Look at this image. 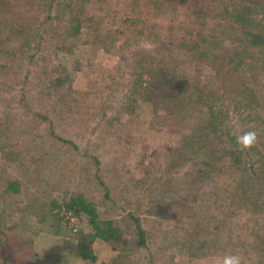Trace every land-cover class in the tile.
Segmentation results:
<instances>
[{
  "label": "trees",
  "instance_id": "1",
  "mask_svg": "<svg viewBox=\"0 0 264 264\" xmlns=\"http://www.w3.org/2000/svg\"><path fill=\"white\" fill-rule=\"evenodd\" d=\"M103 1L0 8V196L20 194L36 211L40 196L26 181H40L47 196L78 155L104 196L72 188L46 205L62 218L63 207L87 216L92 232L79 246L82 259H95L92 242L100 238L113 249L109 264H176L173 246L199 256L237 249L245 264H264V0H146L178 10L189 23H177L179 36L142 16L124 15L123 26H111ZM91 47L118 61L99 107L85 109L74 71L88 63ZM65 51L79 54L73 70L52 75L53 57ZM155 67L163 71L161 88L152 86ZM141 100L158 114L148 122L169 120L167 128H145L170 134L155 145L147 183L115 161L128 141L146 140L138 134L147 121ZM248 130L258 141L239 151L236 136ZM111 181L119 194L111 195ZM201 202L209 207L204 216H185ZM173 207L186 214L168 227L163 217ZM149 216L159 225L155 238L142 223ZM38 256L19 224L0 218V264H41Z\"/></svg>",
  "mask_w": 264,
  "mask_h": 264
},
{
  "label": "rangeland",
  "instance_id": "2",
  "mask_svg": "<svg viewBox=\"0 0 264 264\" xmlns=\"http://www.w3.org/2000/svg\"><path fill=\"white\" fill-rule=\"evenodd\" d=\"M34 0H0V8L13 10L16 6H26L32 3ZM146 0H105L99 8L102 13L107 15L109 19L114 21L110 25H117L118 28L123 26L122 19L124 15L127 16H142L155 22L160 27L163 26V31L169 34L179 36L182 31L177 27V23L188 26L189 23L183 20L178 10L173 9L170 5H162L155 9V7L149 4L146 5ZM10 13V12H9ZM114 16V17H113ZM122 17V19H121ZM173 27L174 30H171ZM121 34L116 33L110 37L109 44L111 51H114L116 44L120 41ZM80 46V45H78ZM114 47V48H113ZM87 54L90 56L88 63H83L79 70H75L74 86L76 88V97L78 104L85 108H98L102 99L108 92L107 83L109 82L108 75L113 71L114 64L118 61L115 54L112 53H97L96 47L89 48ZM67 50V49H66ZM254 54L259 55L261 51L258 48H254ZM78 53L73 51H65L64 53L58 52L57 56L53 57V62L50 64V73L57 74L64 70H73V61L78 58ZM152 86L154 88H161L164 86L163 71L159 67L153 69ZM151 105L147 101H142L140 104V110L144 115L143 118L147 121L141 124L138 129V134L144 136L146 140L137 141L130 140L121 150L118 151L115 158L116 167L124 166L129 169L132 176L142 183L149 182L153 171L154 160V148L159 142H165L170 137L165 132H153L145 129L148 125H158L160 128H167L164 125L169 120L153 119L154 122H148L154 114L151 112ZM1 107H0V121L2 119ZM149 119V120H148ZM194 120V118H190ZM148 130V132L146 131ZM76 134L86 135L80 129H76ZM171 142L173 139L171 138ZM123 154V155H122ZM86 162L81 161L78 155L69 162L68 168H65V172H60L57 176L58 180H53L51 185H57L59 187H65V191H61L58 187H54L51 194L47 196L42 195L43 190L41 182L38 181L35 185L32 182L36 180L26 181L27 187H31L30 190L38 191L41 202L38 203V209L34 211L32 207L22 198L20 194H13L10 196H0V218L7 223H18L21 236L26 239H31L32 248L38 252V261L41 264H109V260L112 257L113 249L110 244L100 238H95L92 242V248L95 259H82L79 255L80 244L86 242L89 234L92 232V228L87 220L85 214L79 215V225L76 231H71L67 226L65 220L53 214L52 211L47 209V201L50 196L61 197L59 195H67L72 190H83L87 196L100 200L104 195L102 194L101 187L95 182V176L93 171L89 168ZM107 182L109 178L105 177ZM111 181V195L119 194L112 187ZM42 188V190H41ZM40 190V191H39ZM60 192L58 194L57 192ZM33 193H36L32 191ZM55 193V194H53ZM29 194V193H28ZM27 194V195H28ZM39 198V197H38ZM113 199H116L113 197ZM39 200V201H40ZM44 203V204H43ZM102 206L99 203V207ZM238 207L241 203L237 204ZM208 205L206 202L198 204L197 210L194 213L183 212L182 209L173 207L165 214L164 225L170 227L178 216H188L194 218H200L208 212ZM152 218H144L142 220L143 225L149 230L153 238L157 237L158 226ZM156 228V229H155ZM175 254L176 264H217L218 260L226 254H239L237 249L233 251H225L220 254L210 256H199L185 253L181 246H173L171 248ZM243 258V257H242ZM244 264L245 259L243 258Z\"/></svg>",
  "mask_w": 264,
  "mask_h": 264
},
{
  "label": "clouds",
  "instance_id": "3",
  "mask_svg": "<svg viewBox=\"0 0 264 264\" xmlns=\"http://www.w3.org/2000/svg\"><path fill=\"white\" fill-rule=\"evenodd\" d=\"M257 141V131H243L240 135L236 136L237 150L248 151L255 147ZM217 264H244V261L240 254H226L218 260Z\"/></svg>",
  "mask_w": 264,
  "mask_h": 264
},
{
  "label": "built area",
  "instance_id": "4",
  "mask_svg": "<svg viewBox=\"0 0 264 264\" xmlns=\"http://www.w3.org/2000/svg\"><path fill=\"white\" fill-rule=\"evenodd\" d=\"M63 219L71 231H76L79 225V215L71 209L62 208Z\"/></svg>",
  "mask_w": 264,
  "mask_h": 264
}]
</instances>
